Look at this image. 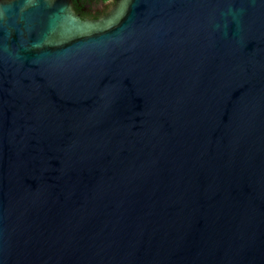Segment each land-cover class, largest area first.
Masks as SVG:
<instances>
[{
  "label": "water",
  "instance_id": "1",
  "mask_svg": "<svg viewBox=\"0 0 264 264\" xmlns=\"http://www.w3.org/2000/svg\"><path fill=\"white\" fill-rule=\"evenodd\" d=\"M0 264H264V0H0Z\"/></svg>",
  "mask_w": 264,
  "mask_h": 264
},
{
  "label": "trees",
  "instance_id": "2",
  "mask_svg": "<svg viewBox=\"0 0 264 264\" xmlns=\"http://www.w3.org/2000/svg\"><path fill=\"white\" fill-rule=\"evenodd\" d=\"M113 0H73L74 8L78 14L85 19H99L103 14H107L111 2ZM101 5H105V10L102 13L95 11ZM110 5V6H109Z\"/></svg>",
  "mask_w": 264,
  "mask_h": 264
},
{
  "label": "rangeland",
  "instance_id": "3",
  "mask_svg": "<svg viewBox=\"0 0 264 264\" xmlns=\"http://www.w3.org/2000/svg\"><path fill=\"white\" fill-rule=\"evenodd\" d=\"M110 5H111V4H110ZM110 5H109V6H110ZM103 10H105V5H101V6H99V7H97V8L95 9L96 13L99 12V11H100V13H101Z\"/></svg>",
  "mask_w": 264,
  "mask_h": 264
},
{
  "label": "flooded vegetation",
  "instance_id": "4",
  "mask_svg": "<svg viewBox=\"0 0 264 264\" xmlns=\"http://www.w3.org/2000/svg\"><path fill=\"white\" fill-rule=\"evenodd\" d=\"M101 13H102V12H101ZM105 15H106V13L103 14V15H101V16L99 17V19H100V18H103ZM88 19H89V18H88Z\"/></svg>",
  "mask_w": 264,
  "mask_h": 264
}]
</instances>
